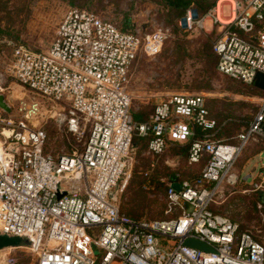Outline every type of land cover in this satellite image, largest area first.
Listing matches in <instances>:
<instances>
[{
  "label": "built area",
  "instance_id": "obj_1",
  "mask_svg": "<svg viewBox=\"0 0 264 264\" xmlns=\"http://www.w3.org/2000/svg\"><path fill=\"white\" fill-rule=\"evenodd\" d=\"M177 26L187 33L216 31L219 74L251 86L264 75V0H216L201 16L190 7ZM166 38L163 28L122 30L70 8L46 51L13 49L15 82L66 109L69 132L88 129L79 154L53 158L44 152L45 132L30 124L37 103H23L16 122L0 109V234L26 240L36 264H264V242L212 210L238 157L250 143L264 141V92L234 142L214 138L219 127L201 96H169L137 123L129 73L140 56L159 55ZM134 135L147 139L149 154L188 144V162L204 161L194 179L168 185V212L175 214L167 220L134 219L110 198ZM250 185L264 194V167ZM188 239L209 250L185 246Z\"/></svg>",
  "mask_w": 264,
  "mask_h": 264
},
{
  "label": "rangeland",
  "instance_id": "obj_2",
  "mask_svg": "<svg viewBox=\"0 0 264 264\" xmlns=\"http://www.w3.org/2000/svg\"><path fill=\"white\" fill-rule=\"evenodd\" d=\"M182 1L188 3L185 9L192 7L200 13L215 0ZM70 8L89 11L122 30L163 28L166 32L160 54L153 58L140 56L129 73L127 91L134 120L136 116L147 120L154 105L169 96H201L219 127L214 138L234 142L257 112L262 92L216 71V31L184 32L177 26L181 8L169 7L165 0H0V94L11 110L3 116L16 122L23 103H37L39 113L30 124L45 132L44 152L53 158L79 154L88 129L81 125L78 133L69 132L64 121L66 109L21 87L12 78L9 64L16 46L46 51ZM223 13L229 14L228 7ZM253 145L256 146L251 150ZM183 149L170 145L163 153L152 155L147 153L146 141L133 136L122 182L113 191L122 214L140 220L174 216V210L168 212V185L194 179L203 168V164H190ZM263 166L264 141L258 140L250 143L236 160L232 174L239 176L238 182L225 185L212 205L214 212L237 223L240 232H249L262 242L264 194L250 184ZM249 174L251 177L244 181ZM36 262V255L26 245L0 249V264Z\"/></svg>",
  "mask_w": 264,
  "mask_h": 264
},
{
  "label": "water",
  "instance_id": "obj_3",
  "mask_svg": "<svg viewBox=\"0 0 264 264\" xmlns=\"http://www.w3.org/2000/svg\"><path fill=\"white\" fill-rule=\"evenodd\" d=\"M254 88L260 90L261 92H264V75L263 74H257L255 76V80H254V84H253ZM0 109L5 112V113H10L11 110L8 107L5 98L3 95L0 94ZM238 177L233 174L231 176V178L229 179V183L231 184H235L237 181ZM172 188L176 191H179L180 189V185L175 183L172 185ZM60 197V194L58 195V198ZM110 198L113 202H116V193L112 192L110 194ZM262 203L264 204V196H263V200ZM28 242L24 239L18 238V237H9L6 235H2L0 234V249H4V248H9V247H19V246H27ZM185 246L197 249V250H202V251H208L209 248L206 244L199 242L197 240H193V239H188L184 242Z\"/></svg>",
  "mask_w": 264,
  "mask_h": 264
},
{
  "label": "trees",
  "instance_id": "obj_4",
  "mask_svg": "<svg viewBox=\"0 0 264 264\" xmlns=\"http://www.w3.org/2000/svg\"><path fill=\"white\" fill-rule=\"evenodd\" d=\"M166 1V3L169 5V7H173V8H181V10H182V15H181V17L184 15V13H185V11H186V7L188 6V3H184L182 0H165ZM215 2H216V0L211 4V5H209V7H207V8H205V9H203L200 13L197 11V13L201 16V15H203L206 11H208L214 4H215ZM180 17V18H181ZM215 58H216V63H217V57H216V55H215ZM208 107V106H207ZM209 109V108H208ZM210 111V110H209ZM153 112V111H152ZM212 116V115H211ZM213 118V117H212ZM134 121H136L137 123H143V122H145V121H147V120H141L139 117H135V120ZM142 140H144V141H146V143H147V139H143V138H141ZM181 147L182 148H184L183 149V152H185L186 153V155H187V149H188V144H185V145H181ZM200 164H204V161H202ZM198 176V175H197ZM133 218V217H132ZM134 219H136V218H134ZM140 220V219H139Z\"/></svg>",
  "mask_w": 264,
  "mask_h": 264
},
{
  "label": "crops",
  "instance_id": "obj_5",
  "mask_svg": "<svg viewBox=\"0 0 264 264\" xmlns=\"http://www.w3.org/2000/svg\"><path fill=\"white\" fill-rule=\"evenodd\" d=\"M254 143V142H253ZM256 143V142H255ZM256 145H253V147L251 146V150H252V148L254 149V147H255ZM262 151V150H261ZM264 167V166H263ZM262 168V167H261Z\"/></svg>",
  "mask_w": 264,
  "mask_h": 264
}]
</instances>
